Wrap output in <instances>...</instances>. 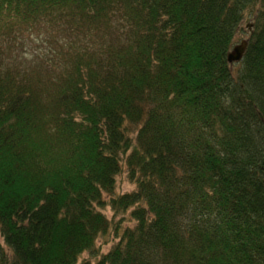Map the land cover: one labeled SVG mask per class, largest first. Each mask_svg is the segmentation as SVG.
<instances>
[{
  "label": "trees",
  "instance_id": "1",
  "mask_svg": "<svg viewBox=\"0 0 264 264\" xmlns=\"http://www.w3.org/2000/svg\"><path fill=\"white\" fill-rule=\"evenodd\" d=\"M105 208L133 226L102 252ZM0 240V264H264V0H0Z\"/></svg>",
  "mask_w": 264,
  "mask_h": 264
},
{
  "label": "rangeland",
  "instance_id": "2",
  "mask_svg": "<svg viewBox=\"0 0 264 264\" xmlns=\"http://www.w3.org/2000/svg\"><path fill=\"white\" fill-rule=\"evenodd\" d=\"M255 14V9L254 10H250L248 11L245 15H244V19L242 21V30L244 33V38L247 37V34L249 33L251 27H253V19L255 18L254 16ZM134 189V185L132 183L129 182V180L125 177V174L119 175L116 177V185H115V195H119V194H123L126 192H130ZM104 199L107 201V197L105 196ZM103 213L105 214V216L111 220V227L109 228V233L102 236L95 244V247L99 250H101L102 252H106L109 248L112 247V245H114V227L117 226L119 228V220L122 219V216H118L116 219L112 220V213L109 210V208H105L103 210ZM125 217L123 220H121L120 222V226L121 228L119 229L120 231L126 227H132L133 224L131 222L128 221V216L125 215ZM1 243V240H0ZM2 244V243H1ZM3 246V244H2ZM90 258V256L87 253H83L80 256L79 261L81 260H85Z\"/></svg>",
  "mask_w": 264,
  "mask_h": 264
},
{
  "label": "water",
  "instance_id": "3",
  "mask_svg": "<svg viewBox=\"0 0 264 264\" xmlns=\"http://www.w3.org/2000/svg\"><path fill=\"white\" fill-rule=\"evenodd\" d=\"M247 48V41L243 40L239 45H236L227 55V63L229 65L238 64L241 62Z\"/></svg>",
  "mask_w": 264,
  "mask_h": 264
}]
</instances>
